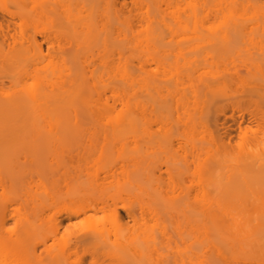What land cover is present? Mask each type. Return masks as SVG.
<instances>
[{
    "label": "bare ground",
    "instance_id": "1",
    "mask_svg": "<svg viewBox=\"0 0 264 264\" xmlns=\"http://www.w3.org/2000/svg\"><path fill=\"white\" fill-rule=\"evenodd\" d=\"M7 1L24 2L0 0V22L30 24ZM130 1L135 21L120 15L124 0L77 1L101 5L117 33L103 92L85 68L99 42L92 12L73 42L41 31L57 48L45 72L29 70L47 58L33 33L0 35L12 86L0 76V264H264V0ZM86 111L103 120L98 147L76 134ZM172 123L192 200L141 165L173 144ZM92 148L100 167L72 164ZM45 205L54 211L40 231Z\"/></svg>",
    "mask_w": 264,
    "mask_h": 264
},
{
    "label": "rangeland",
    "instance_id": "2",
    "mask_svg": "<svg viewBox=\"0 0 264 264\" xmlns=\"http://www.w3.org/2000/svg\"><path fill=\"white\" fill-rule=\"evenodd\" d=\"M77 1L80 0H70V1L69 0H24V2L21 3L20 5H15L7 1V6L9 10L13 11L20 9L22 12H25L30 18L33 19H30V24L28 25H25L23 20L21 19H17L16 22L11 25H6L0 22V35H5L7 37H15L16 35L18 36L20 34H24L25 32H27L28 34L33 33L35 38L38 39L37 41L38 43H40L42 51L45 54H47V58L40 61L39 63H36L35 65L31 64L29 66V70H33L35 68L40 72H45L49 69L48 61L49 59L53 58L56 55L57 48L50 47V44L48 43V41L45 40L44 35L42 34L41 31L60 30L61 33H58V37L65 39L67 38L66 40L69 41L71 40L70 42H73V39L76 40L79 36H81V31L80 28L77 26V24L79 23V21L84 19V17H86V15L89 12H92L91 16H92L93 24L95 28L98 29L97 37L99 38V40L98 38L96 40H98L99 42L96 41L97 43L95 44V47L92 48L93 51L90 49L91 51L89 55L91 56L87 61L88 66L85 68L87 70L94 69L93 75L96 82L95 85L98 88V90L101 91L102 89L105 88V85L108 84V81H110L109 78L108 79L106 78L107 75L105 74V72L110 69V66L112 67L116 65V61L112 62L109 59L112 56L111 54L113 52L112 50L113 42L114 41L117 42L114 37L117 33L112 29L111 30L109 29L110 31L107 32V30L105 29L107 27L104 28V24L106 22V16L103 12L102 9L103 7L101 5L95 7L93 10H87L85 7L81 6L82 2L77 3ZM124 1H125L124 3L125 5L122 3L124 7L122 6L120 15L122 16L125 15L129 18L134 19L135 21L136 19L135 13L137 11L136 7L132 5L130 0H124ZM120 4L121 3L119 0V2H117V5L121 6ZM40 5H44L47 8V10L41 12L42 9ZM106 32H107V40L105 41L104 37L106 36ZM182 36H183L182 34H178L175 37V39H180ZM103 39L105 41V44L103 43ZM117 40L118 43H120L119 39ZM63 43L65 47L66 46L65 40L63 41ZM71 44L73 45V43ZM4 48H6V46H4ZM116 56L117 55H114L113 57L116 59ZM104 60H107L109 62L108 66L103 65ZM101 73H103V76H101V78L99 77L100 78L99 79L98 75ZM1 74H3V72L0 73V76H2ZM87 75L89 76L87 79L88 84L94 82V80L92 81V79H90L89 73H87ZM6 77L7 76L5 75L3 78H1L4 79L2 80L3 82L6 81L4 82V84H2L1 83L2 81L0 80V83L2 84L0 85L4 86V88L9 87L8 86L9 79L7 80V78L10 76H8L7 78ZM11 87L12 86L10 84L9 89H12ZM3 89L2 91L5 92L6 90ZM89 89L90 88H88L87 91H85V94H87V96L94 95L93 94L94 92L90 91ZM8 91L9 90L7 89L6 92ZM101 92H103V90ZM105 92L106 94H108L107 91ZM86 113H88V111H86ZM91 118L92 117L89 116V113L88 116L85 115L83 121L79 122L80 127L76 131V134L83 139L84 144H88L90 142L92 145H96L98 147L103 142L101 137L102 135L100 136L98 132V128L100 127L99 125L103 122V120L97 122L100 123L99 125H97V123ZM39 124L40 126L43 125L42 122H40ZM152 126L153 128H156V125H152ZM180 130H181L180 126H178L176 123H172L168 131L167 140L168 139L172 140L173 144L169 146L165 143L162 146V149L164 151L160 153H155L152 156H148V155L144 156V160L142 161L141 165L142 166L152 165L154 172L153 178L158 177L162 183L169 185L172 188L171 194L178 195L183 199L192 200L194 198V195L196 194V185L190 175L189 170L192 168V164H190L189 156L187 155V147L181 142L182 139L180 138L179 135ZM163 131L164 129L162 130V132ZM30 133L31 132L29 131L25 135H29ZM90 135H92L93 140L87 141ZM132 138L138 139V143L142 148V154H144L143 150H145L146 147L148 146V143H146L145 141L146 137L143 136L142 133L138 131L134 134ZM132 138L129 137V139ZM178 141H180V143H178ZM153 149H155V147ZM93 152L95 151L92 148V150L84 153L78 161L76 160L72 161V164L76 165L77 163H79L83 166H87L90 168L100 167L102 165V160H96V156H97L96 154L98 153L95 154ZM177 171H181L180 174H176ZM118 176H119L118 178L121 177L120 175ZM115 180L116 179H114V182ZM12 206H16V203L9 204V208H11ZM46 207L47 205H45L44 209ZM53 211H54L53 207H48L44 210L42 214L39 215L38 223H40V228H39L40 231L47 227L46 223H44L43 221L46 220ZM66 221L67 219L62 220L63 223H65ZM9 224L10 225L12 224L11 219L9 221Z\"/></svg>",
    "mask_w": 264,
    "mask_h": 264
}]
</instances>
